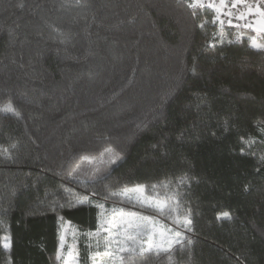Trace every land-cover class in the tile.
<instances>
[{
    "label": "trees",
    "instance_id": "trees-1",
    "mask_svg": "<svg viewBox=\"0 0 264 264\" xmlns=\"http://www.w3.org/2000/svg\"><path fill=\"white\" fill-rule=\"evenodd\" d=\"M211 27L182 0H0V264H64L62 219L90 264L97 201L172 222L136 184L191 220L140 264H264V33L197 52Z\"/></svg>",
    "mask_w": 264,
    "mask_h": 264
},
{
    "label": "rangeland",
    "instance_id": "rangeland-1",
    "mask_svg": "<svg viewBox=\"0 0 264 264\" xmlns=\"http://www.w3.org/2000/svg\"><path fill=\"white\" fill-rule=\"evenodd\" d=\"M264 27V19H260L255 24V31ZM212 52L211 46L205 40L198 47L197 52ZM226 123V121H223ZM142 185L139 192L129 191L126 199L137 203L157 208L160 211L172 210L171 221L164 220L156 214H147L142 211L126 209L120 203L97 201L99 216L96 230L87 233L86 244L89 249L90 264H120L121 254L118 245L127 247L126 239L129 235L137 238V244L160 246L164 248H174L185 237L187 217L177 215V204L172 198H162L147 193L144 184H136L125 189H135ZM124 190V189H123ZM121 191V193L123 192ZM103 207H99V205ZM162 208V210H161ZM180 235L177 236L176 233ZM61 245L59 252L53 258L61 259L64 264L81 263V232L69 221L61 220ZM10 246L9 237L4 238V245ZM8 246V247H9Z\"/></svg>",
    "mask_w": 264,
    "mask_h": 264
},
{
    "label": "built area",
    "instance_id": "built-area-1",
    "mask_svg": "<svg viewBox=\"0 0 264 264\" xmlns=\"http://www.w3.org/2000/svg\"><path fill=\"white\" fill-rule=\"evenodd\" d=\"M182 1L187 5L191 3V0ZM211 3L212 6L208 7L209 0H204L203 5L192 4L191 6L192 9L206 10L212 16L211 32L207 38L210 46L222 43H240L244 40L243 32L255 30L256 22L264 19V15L260 14L261 10H264L261 0H244L243 4L235 8L232 7L233 0H225L224 5L219 4L218 0H211ZM229 19L233 20L231 25L228 23ZM221 20H223V24H221ZM237 37L240 39L238 40Z\"/></svg>",
    "mask_w": 264,
    "mask_h": 264
},
{
    "label": "snow or ice",
    "instance_id": "snow-or-ice-1",
    "mask_svg": "<svg viewBox=\"0 0 264 264\" xmlns=\"http://www.w3.org/2000/svg\"><path fill=\"white\" fill-rule=\"evenodd\" d=\"M219 4L224 5L225 0H218ZM204 0H191V3L189 6L191 7L192 4L196 5H203ZM244 0H233L232 7L235 8L240 4H243ZM261 4L264 5V0H261ZM208 7L212 6L211 0H209V4L207 5ZM251 11V9H249ZM223 15V12L221 13ZM261 15H264V10H261L260 12ZM242 18V17H240ZM228 23L231 25L233 23L232 19H229ZM221 24H223V20H221ZM203 26V25H201ZM247 26V25H246ZM260 32L264 33V27L259 29ZM239 40L240 37H237ZM258 37L253 36L249 38V44L251 47L257 49V50H264V43H258L257 42ZM0 112L6 113V114H11L16 117H20V113L15 109V107L9 102L6 105L0 106ZM227 123V122H226ZM252 141L249 142V146L251 145ZM12 148H15V143L12 144ZM243 153V149H241ZM0 154L5 155L6 157L10 158V155L8 153V149H3L0 150ZM261 160L264 161V156L261 157ZM155 187V186H153ZM143 188L142 185L136 186L135 189L129 190V189H124L122 193L119 194H127L129 191H134V192H139ZM113 195H118V193H113ZM83 203V201H81ZM99 207H103V205H99ZM162 210V208H161ZM221 218H229L230 219V213L229 212H222L218 215L217 219ZM191 224V220L186 221V226ZM189 230H191L189 228ZM177 236L180 235L179 232L176 233ZM127 247L123 245H118V251L121 254L120 258V264H140V257L143 255H146L148 253H152L154 255H170L172 253L171 248H164L160 246H152V245H144V244H137V238L135 236L129 235L126 239ZM191 243V241H189ZM9 245L5 243L4 247H8Z\"/></svg>",
    "mask_w": 264,
    "mask_h": 264
}]
</instances>
